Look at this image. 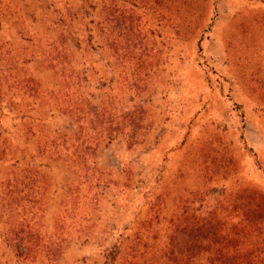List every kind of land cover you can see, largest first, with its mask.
<instances>
[{
  "label": "rangeland",
  "instance_id": "obj_1",
  "mask_svg": "<svg viewBox=\"0 0 264 264\" xmlns=\"http://www.w3.org/2000/svg\"><path fill=\"white\" fill-rule=\"evenodd\" d=\"M102 2L0 0L1 264H107L154 209L231 223L237 194L264 196V0H110L104 17L126 23L103 30ZM65 32L67 68L48 56ZM85 98L120 123L99 148H78L98 118L79 119ZM10 215L53 247L19 257ZM258 223L247 249L264 244Z\"/></svg>",
  "mask_w": 264,
  "mask_h": 264
},
{
  "label": "trees",
  "instance_id": "obj_2",
  "mask_svg": "<svg viewBox=\"0 0 264 264\" xmlns=\"http://www.w3.org/2000/svg\"><path fill=\"white\" fill-rule=\"evenodd\" d=\"M109 1L103 0L100 8L103 16L100 23L102 30L113 21L117 25L126 23L122 19L125 18L122 12L113 19L104 17V11L110 16H115L119 11L118 8L114 9ZM125 29L131 31L128 27ZM66 34L65 32L64 37H60L61 41L58 39L52 42L53 49L48 54L50 61L63 68L70 64L67 59L71 44L68 43ZM130 40L129 48L132 49L129 51L132 53L137 45L133 44V36ZM116 43L118 46L121 44L119 34L116 36ZM80 79V75L76 73V89H80ZM91 103L86 98L78 103L79 119L82 118L85 108H89V112L94 111L98 117V123L96 119V125L91 130H78V139H82L79 149L93 148V143L94 148H99L102 143L109 144L120 130L119 121L115 122V116L106 109L105 103L93 107ZM94 107H100L101 110L98 111ZM105 111H108V115ZM226 210L234 217L231 223L218 217L215 209L204 216L184 212V218L177 217L168 222L159 220L158 214L161 210L154 209L156 216L152 215L128 234L119 236V240L109 251L107 264H264V249L261 250L264 244L250 250L245 247L243 240L245 229H251L264 220V196L242 191L229 201ZM10 218L12 229L6 240L19 257L36 259L38 252L42 247H46L47 242L52 247L55 244L43 239V234L36 231L35 225L28 218L18 220L14 219L13 215H10ZM241 224L248 225L241 228ZM161 231L164 233L160 234Z\"/></svg>",
  "mask_w": 264,
  "mask_h": 264
}]
</instances>
